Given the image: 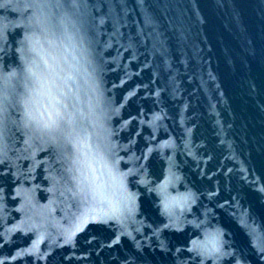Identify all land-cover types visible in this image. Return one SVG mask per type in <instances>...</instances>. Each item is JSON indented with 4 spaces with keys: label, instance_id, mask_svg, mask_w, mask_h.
<instances>
[{
    "label": "water",
    "instance_id": "obj_1",
    "mask_svg": "<svg viewBox=\"0 0 264 264\" xmlns=\"http://www.w3.org/2000/svg\"><path fill=\"white\" fill-rule=\"evenodd\" d=\"M0 264H264V0H0Z\"/></svg>",
    "mask_w": 264,
    "mask_h": 264
}]
</instances>
